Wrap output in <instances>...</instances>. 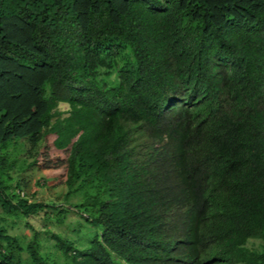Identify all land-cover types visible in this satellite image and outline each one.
<instances>
[{
  "label": "trees",
  "instance_id": "1",
  "mask_svg": "<svg viewBox=\"0 0 264 264\" xmlns=\"http://www.w3.org/2000/svg\"><path fill=\"white\" fill-rule=\"evenodd\" d=\"M50 135L66 156L27 162ZM32 165L64 167L62 207ZM64 205L86 245L45 232L60 263L0 218V264H264V0H0V208Z\"/></svg>",
  "mask_w": 264,
  "mask_h": 264
},
{
  "label": "rangeland",
  "instance_id": "2",
  "mask_svg": "<svg viewBox=\"0 0 264 264\" xmlns=\"http://www.w3.org/2000/svg\"><path fill=\"white\" fill-rule=\"evenodd\" d=\"M68 106L65 103L59 104V109L67 110ZM55 138V135H50L44 139L41 144L34 146L33 153L39 150L33 155L22 154L25 156L27 162H31L35 157L38 162L43 160L41 155L42 150L47 147L46 150L51 154L52 158L56 156L65 157L66 154L56 150L52 141ZM25 169L22 171H12V176L14 178L20 177L22 181L25 182L24 193L27 196V199L30 201H41V202H51L53 205L59 207L63 206V198L66 191L65 186V169L64 167L58 169H39L37 165L25 166ZM68 208V212L65 214L64 219L61 223L55 222L56 216L52 219L53 212L48 211L49 219L46 220L45 212H40L37 215H30L28 217L15 216L11 214H6L0 208V218L2 224L5 225L8 229V232L11 235L19 238L21 244L28 243L33 233H36L37 239L40 243L41 251L51 259L54 253L53 259L58 262H63L59 252L53 247L54 240L50 234L45 232H50L51 234H60L61 236L71 237L79 247H83L87 244V238L93 236L98 232V228L95 226L87 225L86 222L80 220L79 214L75 211L70 205H64ZM52 209V208H50ZM79 220V221H78ZM81 226L82 228H80ZM82 242H85L82 244ZM262 242L258 239H250L248 241V246L254 248H260ZM21 257L24 260L29 258V255L26 251L21 252Z\"/></svg>",
  "mask_w": 264,
  "mask_h": 264
},
{
  "label": "built area",
  "instance_id": "3",
  "mask_svg": "<svg viewBox=\"0 0 264 264\" xmlns=\"http://www.w3.org/2000/svg\"><path fill=\"white\" fill-rule=\"evenodd\" d=\"M20 194H21V196H23L24 194H23V192H20Z\"/></svg>",
  "mask_w": 264,
  "mask_h": 264
}]
</instances>
